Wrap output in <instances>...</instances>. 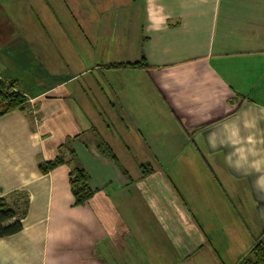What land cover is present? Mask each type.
I'll use <instances>...</instances> for the list:
<instances>
[{"label":"crops","instance_id":"1","mask_svg":"<svg viewBox=\"0 0 264 264\" xmlns=\"http://www.w3.org/2000/svg\"><path fill=\"white\" fill-rule=\"evenodd\" d=\"M61 1L0 0V81L28 98L0 116V198L17 211L7 223H23L0 236V264H237L264 241V0H138L139 28L117 31L115 45L105 36L97 52L105 96L82 77L94 30L45 24ZM78 1L64 0L67 11L87 18L95 0ZM93 129L119 162L96 149ZM67 141L90 175L83 204ZM132 153L153 168L132 171L121 160ZM59 154L67 162L41 171ZM198 191L213 192L220 211L246 212L227 223L211 212L230 229L207 235Z\"/></svg>","mask_w":264,"mask_h":264},{"label":"rangeland","instance_id":"2","mask_svg":"<svg viewBox=\"0 0 264 264\" xmlns=\"http://www.w3.org/2000/svg\"><path fill=\"white\" fill-rule=\"evenodd\" d=\"M81 1L82 0H79L77 3L78 8L80 9L82 8V4H83ZM35 4L36 3L33 2V5ZM56 4L60 7L61 12H56L55 14L56 17L52 16V12H50L53 23L46 21L45 24L60 25L61 27L65 26L68 28L69 27L80 28L81 26H87L94 30V34L92 35V41L94 45H97V46L94 48L93 60L90 61L86 67H84V70L87 68L89 69V74L82 76V77L86 79H93V81L91 82L93 85L92 87H93L94 92L99 91L101 95L103 94L105 96V80L103 81V78L105 77V60L100 59L97 56V52L100 50L102 43L103 42L105 43V36H107L109 40V44L115 45V43L112 42V39L117 36L119 31L123 30L130 35H133L135 33V31L140 26L139 12L141 11V3L138 2V0H95L93 3L94 11L87 18H82L80 14L78 13L73 14L72 12L71 13L68 12L67 11L68 9L66 8L67 3L66 2L64 3V0L61 1V3L56 2ZM34 8L37 10V5H35ZM63 12L65 15H63ZM28 15L32 16L30 18L31 20H33L34 24L39 23L38 17L36 16V11L34 9H31ZM82 68L83 67L73 68L72 72H78L80 74V72L82 71ZM62 70L66 71L67 69L66 67H63ZM96 80H98L99 82ZM5 83L10 86L9 83L7 82ZM99 108L101 109V111L105 110V100L103 101L102 99V103H100ZM101 121L103 124L102 125L103 131L105 133V113L104 112L102 113ZM113 124L115 126V133L117 134L116 121H114ZM95 140L96 139H94V144H95ZM113 140L115 142L117 141L116 139H113ZM122 148L126 150L125 147H122ZM135 154L136 153L130 154L129 158H126V159L123 156L121 160H123V163L127 165L128 168H130L134 172L139 171V170L144 171L147 166L149 167V165L146 164L145 166H142L143 163L139 161L140 159L134 160L133 156H135ZM194 164L196 165L195 169L205 168V165L209 166V163H194ZM212 176L215 179V181L218 182L217 177L214 175ZM220 178L221 180H225L226 177H220ZM214 185L215 184L213 183V186ZM201 186L202 188L208 189L210 188L211 183L208 179L204 178L202 179ZM237 189L238 191H241L242 187L237 186ZM190 196L192 198V204L196 205L197 208L200 209L199 211L202 213L204 223H201L200 225L202 226V230L205 231L207 235H213V233H227L224 230H220L218 226L224 229H228V226H229V229H230L229 223L227 225H218V220L215 218L217 215H219V217L222 218L220 222L227 223L229 221L228 219H230L229 217L233 215V213L240 216V214L246 212V210L241 208L239 205H238V210H237L233 204H230V210L229 209L225 211L218 210L216 208L217 206L216 196L213 192H208L206 195H204L201 191H198V192L191 193ZM243 202L245 203V206L248 207L247 209V212H248L249 207H250V201L249 199L248 200L244 199ZM213 211H215L216 216H210V213ZM244 229H245V232L248 233V226L245 225ZM190 234L193 235L191 230H190ZM224 236L225 235L223 234V237ZM223 244H226V243L223 242Z\"/></svg>","mask_w":264,"mask_h":264},{"label":"trees","instance_id":"3","mask_svg":"<svg viewBox=\"0 0 264 264\" xmlns=\"http://www.w3.org/2000/svg\"><path fill=\"white\" fill-rule=\"evenodd\" d=\"M145 57L140 61L119 63L113 66H141L145 65ZM10 86L4 81H0V116L13 111L18 108H24L28 101V98L20 91L16 90L15 82L10 81ZM95 132V147L96 149L105 157H108L114 161L119 162L116 153L114 152L112 146L103 138L97 129H93ZM62 146L68 148V152L71 153V160L76 161V165L70 171V183L72 192L74 195L75 204H83L87 201L93 194V189L90 184V175L85 167L79 163V158L71 146L70 141H67ZM68 160V161H71ZM67 162L64 154H59L52 160H48L40 164L41 171L48 172L61 163ZM146 164H142L145 166ZM144 170H151L153 167L151 164L147 163ZM17 211L14 207H11L6 201V198H0V236H7L15 234L23 229V223L20 220L14 221L13 223H7V221L16 215ZM237 264H264V241L262 239H257L250 251L241 257Z\"/></svg>","mask_w":264,"mask_h":264},{"label":"built area","instance_id":"4","mask_svg":"<svg viewBox=\"0 0 264 264\" xmlns=\"http://www.w3.org/2000/svg\"><path fill=\"white\" fill-rule=\"evenodd\" d=\"M7 83H9V81H7ZM32 101H34V99H31V102ZM32 108H33V111L35 110V108H36V106H35V104H33V102H32Z\"/></svg>","mask_w":264,"mask_h":264}]
</instances>
